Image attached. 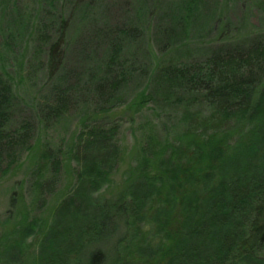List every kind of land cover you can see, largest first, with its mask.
Wrapping results in <instances>:
<instances>
[{"label":"trees","instance_id":"obj_1","mask_svg":"<svg viewBox=\"0 0 264 264\" xmlns=\"http://www.w3.org/2000/svg\"><path fill=\"white\" fill-rule=\"evenodd\" d=\"M105 1H55L60 12L42 52L51 78L62 70L48 94L53 95L55 112L75 98L69 72L63 70L74 43L72 27L81 16L85 25L97 24L98 7ZM224 19L219 15L213 23L204 24L205 32L220 39L229 36L231 28ZM132 33L101 34L98 41L108 36L105 39L110 42L101 56L87 42L82 43L80 52L91 51L94 56L88 57L89 64L78 81L80 89L102 78L110 90L94 99L91 111L81 120L79 134L65 150L69 163L75 160L76 164L73 187L57 196L46 217L33 214L34 205L24 193L26 181H20L21 191H15L8 216L1 221L0 264H264V138L257 136L264 128L256 123L247 134L235 135L212 126L231 121L241 112L250 113L256 122L262 120L264 88L253 100L256 84L241 75L233 60L220 65L215 57L209 59L203 69L208 76L200 77L196 63V69L182 64L180 72H171L169 58L161 74L167 83L179 80L173 93L178 104H185L183 114L187 111L196 118L197 102L209 103L210 114L202 126L189 124L173 139L152 133L144 145L125 148L115 135L119 124L110 117L116 111L111 107L114 102L122 100L121 111L135 119L136 112H142L149 102L176 101L170 96L160 100L157 86L137 99H123L138 84L132 66L115 69L135 49ZM1 75L0 170L12 138L22 140L29 134L26 126L5 130L7 105L15 93ZM169 85L164 91L170 92ZM79 93L78 100L83 98V92ZM4 135L11 139L5 140ZM50 154L48 160L61 170L64 158L56 151ZM45 161L40 158L38 171ZM117 173L119 180L114 177ZM43 197L48 202V194ZM108 240L114 242L111 258L102 246Z\"/></svg>","mask_w":264,"mask_h":264},{"label":"rangeland","instance_id":"obj_2","mask_svg":"<svg viewBox=\"0 0 264 264\" xmlns=\"http://www.w3.org/2000/svg\"><path fill=\"white\" fill-rule=\"evenodd\" d=\"M55 1L0 0V74L2 81L11 85L15 93L7 105L9 110L5 130L18 131L23 126L29 130L26 139L12 138L7 148L8 155H5L1 163L0 231L1 221L8 216L13 194L16 190L21 191L20 181L23 178L26 181L24 193L27 201L33 203L35 208L33 214L42 217L48 215L53 202L59 198L57 196L67 193L73 187V167L76 164L75 160L69 163L71 158L65 150L79 134L83 125L81 120L91 111L94 99L110 90V85L102 78L92 80L80 89L78 81L89 64L88 57L94 56L91 51L84 54L80 52L82 43L87 42L101 56L110 45L105 39L108 36L98 41L101 34L111 32L118 35L120 30L133 32L136 36L135 39L132 38L135 49L126 57L128 64L124 58L115 67L120 70L132 66L130 71H136L138 75L137 86L133 85L131 91L123 95V99H137L139 94L153 91L157 86L160 100L169 96L176 100L174 103L149 102L142 112H136L135 119L121 111L125 106L122 100L114 102L111 107L114 106L116 111L110 117L119 124L115 135L125 148L134 143L144 145L152 133L155 137L159 135L173 139L189 124L202 126L203 119L210 114L209 103L200 105L198 102L194 107L196 109H193L196 110V118L188 116L187 111L183 114L185 104H178V96L173 93V88L179 86V80L167 83L163 78L164 74H161L164 61L169 58L173 62L171 72H180L182 64L192 66L193 69L198 64L200 77L208 76V71L203 73V69L207 67L209 59L215 57L220 65H229L233 60L234 67L240 70L241 75L252 78L255 82L253 100H256L264 88V0H108L104 6L100 4L101 7H98L101 15L99 14L97 24L91 21L85 25L81 16L72 27L74 43L63 70L69 72V84L73 85L72 90L76 93H73L75 98L72 103L62 111L57 109L55 112L53 95L48 94L50 86L55 82L56 76L61 75L62 70L51 78L44 66L45 56L42 53L46 48L48 34L54 32L53 20L60 12V5L55 7ZM219 15L225 18L231 28L229 36L224 39L210 36L203 27L204 24L213 23ZM130 21L133 22L132 25ZM167 84L171 86L170 92L163 89L167 88ZM78 88L83 92L80 100ZM261 116L262 120L256 122L250 113L247 115L241 112L234 115L231 121L226 120L212 126L213 130L247 134L248 129L256 123L262 124L264 128V115ZM184 119H188V125L182 123L186 122ZM235 122L237 126L233 124ZM257 136L264 138V132ZM4 138L8 141L11 136L4 135ZM45 151L47 155L44 156ZM55 151L64 158L61 170L47 157L51 156L50 152ZM40 158L46 161L38 171ZM114 177L119 180V173ZM45 193L48 194V202L43 200ZM17 195L19 196L18 193ZM113 244L112 240L102 243L109 258L112 256Z\"/></svg>","mask_w":264,"mask_h":264}]
</instances>
